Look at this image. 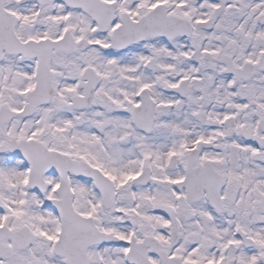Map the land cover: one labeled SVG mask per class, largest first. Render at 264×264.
Segmentation results:
<instances>
[{"label": "snow or ice", "instance_id": "1", "mask_svg": "<svg viewBox=\"0 0 264 264\" xmlns=\"http://www.w3.org/2000/svg\"><path fill=\"white\" fill-rule=\"evenodd\" d=\"M0 264H264V0H0Z\"/></svg>", "mask_w": 264, "mask_h": 264}]
</instances>
